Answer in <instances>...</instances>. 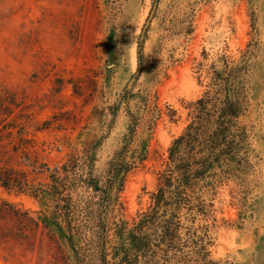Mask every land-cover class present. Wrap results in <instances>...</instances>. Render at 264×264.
I'll list each match as a JSON object with an SVG mask.
<instances>
[{
	"label": "rangeland",
	"instance_id": "rangeland-1",
	"mask_svg": "<svg viewBox=\"0 0 264 264\" xmlns=\"http://www.w3.org/2000/svg\"><path fill=\"white\" fill-rule=\"evenodd\" d=\"M242 65L247 109L226 119ZM123 145L110 264H202L190 230L215 264H264V0H0V264H104L52 174ZM178 195L182 252L157 236Z\"/></svg>",
	"mask_w": 264,
	"mask_h": 264
},
{
	"label": "trees",
	"instance_id": "trees-1",
	"mask_svg": "<svg viewBox=\"0 0 264 264\" xmlns=\"http://www.w3.org/2000/svg\"><path fill=\"white\" fill-rule=\"evenodd\" d=\"M248 70L246 65L236 68L237 74L235 88L232 90L233 96L227 97L221 109L226 119L229 116H237L238 113L247 109L245 106L248 102L246 77ZM132 117L135 130L141 124V117L136 113H132ZM227 122L229 120H225V123ZM225 123L222 125H225ZM130 158L131 155L127 145H123L100 168L97 166L95 153H91L88 148L83 153H78L62 163L52 174L56 181L53 187L60 201L58 207L63 210V214H67L70 229L81 231L83 228L91 227L92 223H97L99 235L95 243H97L98 248H102L104 264L111 263L108 260L109 254L106 251V244L111 234V224L115 222L114 214H116L119 205V196L115 195L114 192L118 183L124 181V178L135 164ZM80 190H83V193ZM88 191L91 192L90 195L86 194ZM154 198V208H156L159 206V197L156 195ZM160 199L164 200V196H161ZM184 203L187 202L183 195H178L176 198L171 197L161 203V207L163 205L171 207L169 213L172 215L170 225L157 234L162 239L169 238L170 246L178 252H182L183 245L182 237L178 233L181 225L176 219L179 218L178 214H181ZM158 212V210L150 209L141 214H155ZM203 238L197 231L190 230L188 243L190 246H194L192 251L200 257V260L203 261L202 264H215V262L208 259L210 253L203 242ZM181 255L187 258V254Z\"/></svg>",
	"mask_w": 264,
	"mask_h": 264
}]
</instances>
